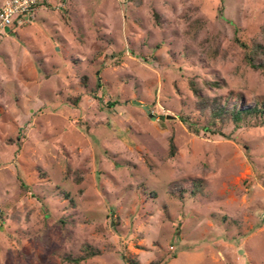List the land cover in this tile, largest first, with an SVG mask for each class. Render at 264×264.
I'll return each instance as SVG.
<instances>
[{
    "label": "rangeland",
    "instance_id": "obj_1",
    "mask_svg": "<svg viewBox=\"0 0 264 264\" xmlns=\"http://www.w3.org/2000/svg\"><path fill=\"white\" fill-rule=\"evenodd\" d=\"M34 15L0 28V264L86 246L79 264H264V124H210L191 86L264 107V69L235 40L264 48V0Z\"/></svg>",
    "mask_w": 264,
    "mask_h": 264
},
{
    "label": "trees",
    "instance_id": "obj_2",
    "mask_svg": "<svg viewBox=\"0 0 264 264\" xmlns=\"http://www.w3.org/2000/svg\"><path fill=\"white\" fill-rule=\"evenodd\" d=\"M155 23H159V16L156 12H154ZM236 42L244 49V58L248 62V64L253 68H261L264 69V48L262 44H253L252 46L242 42L238 38L235 39ZM216 84V82H213ZM193 92L199 97V109L202 112H208L210 117V124L215 125L219 123H223L226 120H231L235 124L239 125L242 122L248 119H254L258 121L260 124H264V107L259 104H255L252 107L240 108L238 105L234 104L231 107L228 106L227 99L222 100L221 97H202V95L198 92V89L191 83ZM187 123L189 127H191V122L188 119H183ZM204 129L209 130L208 126H204ZM173 143L170 140V152H173ZM195 187L201 186V182L197 181L194 184ZM194 187V188H195ZM96 252L90 250L88 246L84 247V252L77 256L72 255H64L62 260L65 262L79 264L80 262L86 260L88 257L95 255ZM127 261L131 264H138L136 260L131 259L125 256ZM56 264V263H52ZM150 264H155L151 262Z\"/></svg>",
    "mask_w": 264,
    "mask_h": 264
},
{
    "label": "built area",
    "instance_id": "obj_3",
    "mask_svg": "<svg viewBox=\"0 0 264 264\" xmlns=\"http://www.w3.org/2000/svg\"><path fill=\"white\" fill-rule=\"evenodd\" d=\"M42 4L43 0H0V28L22 20L23 16L28 18Z\"/></svg>",
    "mask_w": 264,
    "mask_h": 264
},
{
    "label": "crops",
    "instance_id": "obj_4",
    "mask_svg": "<svg viewBox=\"0 0 264 264\" xmlns=\"http://www.w3.org/2000/svg\"><path fill=\"white\" fill-rule=\"evenodd\" d=\"M41 7V6H40ZM38 9L39 8H37L31 15H29L28 16V18H26V19H31V18H33V17H35V15L34 14H36V12L38 11ZM22 20H19V22H21Z\"/></svg>",
    "mask_w": 264,
    "mask_h": 264
},
{
    "label": "water",
    "instance_id": "obj_5",
    "mask_svg": "<svg viewBox=\"0 0 264 264\" xmlns=\"http://www.w3.org/2000/svg\"><path fill=\"white\" fill-rule=\"evenodd\" d=\"M135 103H136V104H139V105L141 104V102H139V101H136ZM141 105H142V104H141ZM142 106L145 107L146 111H148V110H147V109H148V106H146V105H142ZM149 115L151 116V114H149Z\"/></svg>",
    "mask_w": 264,
    "mask_h": 264
}]
</instances>
